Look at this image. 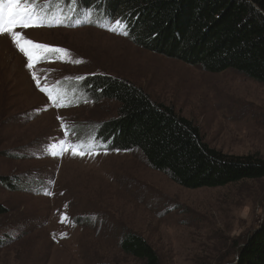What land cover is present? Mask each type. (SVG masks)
I'll list each match as a JSON object with an SVG mask.
<instances>
[{"label":"rangeland","instance_id":"rangeland-1","mask_svg":"<svg viewBox=\"0 0 264 264\" xmlns=\"http://www.w3.org/2000/svg\"><path fill=\"white\" fill-rule=\"evenodd\" d=\"M34 6L45 26L16 31L68 51L44 53L29 69L11 37L0 35V264H141L121 247L129 234L150 244L161 264H235L262 222L264 178L190 189L136 149H109L96 133L118 104L92 99L83 80L131 81L191 120L210 147L263 157L264 83L146 50L120 34L125 24L78 0Z\"/></svg>","mask_w":264,"mask_h":264},{"label":"trees","instance_id":"trees-1","mask_svg":"<svg viewBox=\"0 0 264 264\" xmlns=\"http://www.w3.org/2000/svg\"><path fill=\"white\" fill-rule=\"evenodd\" d=\"M83 8L124 22L138 46L206 72L229 69L264 83V0H78ZM92 99L114 100V118L98 124L111 150H138L179 185L216 188L264 178V157L226 154L210 147L199 128L174 107L154 100L126 79L83 80ZM5 209L0 207V213ZM122 249L141 264H161L154 248L129 234ZM98 264H112L108 262ZM235 264H264V216L239 248Z\"/></svg>","mask_w":264,"mask_h":264},{"label":"snow or ice","instance_id":"snow-or-ice-1","mask_svg":"<svg viewBox=\"0 0 264 264\" xmlns=\"http://www.w3.org/2000/svg\"><path fill=\"white\" fill-rule=\"evenodd\" d=\"M37 8L34 6V0L31 3H23L22 0H6V4L0 5V35L7 34L11 37L14 45L26 57V67L33 68L34 63H39L44 59V53L60 54L66 53L68 50L62 48H54L49 45L38 44L27 37L23 36L21 32L16 31L17 28L27 29L29 27H42L45 24L37 14ZM116 25H123L124 22L120 19L115 21ZM47 26H59L48 24ZM116 31L115 28L112 29ZM120 34L128 35L126 25L121 30ZM33 79H36V73H32ZM37 86L40 81L36 79ZM51 95V93H49ZM59 106V102H57ZM55 147V145H52ZM56 155L55 152L51 153ZM74 155H83V152L73 150Z\"/></svg>","mask_w":264,"mask_h":264},{"label":"bare ground","instance_id":"bare-ground-1","mask_svg":"<svg viewBox=\"0 0 264 264\" xmlns=\"http://www.w3.org/2000/svg\"><path fill=\"white\" fill-rule=\"evenodd\" d=\"M2 38H4V36H0V40H1ZM0 43H1V42H0Z\"/></svg>","mask_w":264,"mask_h":264}]
</instances>
